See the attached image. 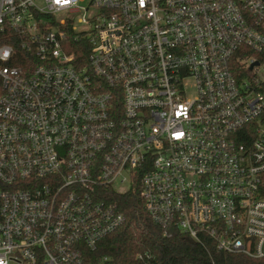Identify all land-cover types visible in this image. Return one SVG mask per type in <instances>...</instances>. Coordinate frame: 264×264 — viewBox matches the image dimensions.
Listing matches in <instances>:
<instances>
[{
  "label": "built area",
  "instance_id": "1",
  "mask_svg": "<svg viewBox=\"0 0 264 264\" xmlns=\"http://www.w3.org/2000/svg\"><path fill=\"white\" fill-rule=\"evenodd\" d=\"M137 182L164 234L264 257V0H0V264H93Z\"/></svg>",
  "mask_w": 264,
  "mask_h": 264
},
{
  "label": "trees",
  "instance_id": "2",
  "mask_svg": "<svg viewBox=\"0 0 264 264\" xmlns=\"http://www.w3.org/2000/svg\"><path fill=\"white\" fill-rule=\"evenodd\" d=\"M6 42L19 49L18 41ZM64 43L76 65L86 66L91 51L87 39L77 37L69 28ZM16 63L24 66L20 59ZM109 200L118 205L125 221L100 241L91 254L93 264H264V257L220 250L209 236L197 241L175 227H170L164 234L144 209L139 182L125 193L110 194Z\"/></svg>",
  "mask_w": 264,
  "mask_h": 264
},
{
  "label": "rangeland",
  "instance_id": "3",
  "mask_svg": "<svg viewBox=\"0 0 264 264\" xmlns=\"http://www.w3.org/2000/svg\"><path fill=\"white\" fill-rule=\"evenodd\" d=\"M80 5L83 6V7H86V6L88 5V2L86 1V2L80 3ZM94 10H95V9L92 8V7H90L87 11L81 9L78 13L70 14V16L74 19L75 24L77 25V27H78V28H81L80 24L77 22L78 19H79L80 17H82L83 14H84L85 12H86V14L90 15L91 13L94 12ZM56 16H57L58 19H61V18L66 17L67 15H66V12H65V11H61V12H58ZM127 186H128V185L125 184V185L123 186V188L125 189V188H127ZM116 187H117V186H116ZM119 189H122V187H120Z\"/></svg>",
  "mask_w": 264,
  "mask_h": 264
}]
</instances>
